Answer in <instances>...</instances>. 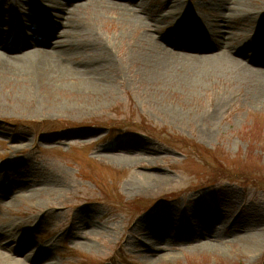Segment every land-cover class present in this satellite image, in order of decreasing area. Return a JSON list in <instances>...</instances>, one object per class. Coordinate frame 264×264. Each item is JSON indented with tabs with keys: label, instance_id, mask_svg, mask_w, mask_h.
<instances>
[{
	"label": "rangeland",
	"instance_id": "374dc122",
	"mask_svg": "<svg viewBox=\"0 0 264 264\" xmlns=\"http://www.w3.org/2000/svg\"><path fill=\"white\" fill-rule=\"evenodd\" d=\"M145 1L141 15L152 12L156 28L185 33L189 42L216 20L218 0H181L182 15L168 10L167 0ZM246 2L264 10V0ZM11 4L0 5L1 35L12 26L40 27L30 9L18 14ZM99 8L78 13L76 25L109 54V90L64 96L31 87L28 72L0 84V191L15 199L9 206L0 199V226L31 223L29 248L49 244L51 264H264V100L227 75L189 92L148 83L137 62L145 28ZM222 30L242 38L250 27L238 17ZM256 33L264 38V26L249 34ZM247 47L246 55L264 49ZM217 105L216 126L204 135L201 117ZM31 176L45 189L21 198L16 187ZM240 238L251 245L243 248Z\"/></svg>",
	"mask_w": 264,
	"mask_h": 264
},
{
	"label": "bare ground",
	"instance_id": "6f19581e",
	"mask_svg": "<svg viewBox=\"0 0 264 264\" xmlns=\"http://www.w3.org/2000/svg\"><path fill=\"white\" fill-rule=\"evenodd\" d=\"M9 1L0 0V5ZM11 1L13 4L10 9L18 14L25 7L30 9L37 16L40 27L30 30V26L20 28L12 26L13 29L7 28L2 35L0 34L1 85L9 80L8 76L28 72L30 79L27 82L37 90L55 87L61 91L55 90L56 93L70 96L72 92L77 97L97 96L109 90V81L106 78L111 60L109 54L92 31L76 25V22L80 21L78 13L93 6V10H100L99 7L102 10L103 8L117 10L121 22L145 28L137 62L148 83L160 82L164 88L175 87L182 92H189L203 84V79L214 75L218 78L227 75L233 81L242 83L244 88L253 93L255 99L264 100V49L258 47L251 50L248 55L244 51H248L247 45L252 42L264 45L262 33L249 34L255 33L257 27L262 29L264 26V10L260 8L250 10L246 0H218L214 5L217 12L216 20L212 21L208 30L205 28L201 31L202 35L200 34L199 38H196L198 41L195 42H189L190 38L185 33L176 31L165 33V30L156 28L157 19L151 16L152 12L141 15L143 14L141 6L146 3L145 0H126L128 8L121 3L109 2L105 5L100 0H84L86 2L84 8H71V0H65L64 5L54 0ZM165 3L166 8L174 14L184 13L181 0H167ZM136 11L139 14L135 13ZM185 16L188 17V14ZM238 17L245 20L250 27L242 38L222 30L223 27L230 26L232 18ZM151 29L158 34V40ZM175 33L179 38H173ZM38 36L45 37L47 42H39L36 40ZM52 38L56 41H51ZM25 49L31 50L25 52ZM68 83H71L75 91L63 86ZM221 109V105H217L201 117L200 128L204 135L210 133L216 126L215 121L222 112ZM169 114L173 118L178 117L172 110ZM43 182L31 176L28 181L16 187V190L21 198L31 199L45 189ZM35 185L41 190L35 188ZM0 199L6 206L15 204V199L6 191H0ZM0 227V264H51L50 260H47V251L51 249L49 244L43 249L29 248L30 234L34 232L31 223H10ZM212 237L207 235L204 238L206 249L214 247ZM161 238L162 235L156 236L157 241ZM239 241L243 248L251 245L248 239L240 238ZM5 244L8 246H4ZM25 250L27 254L22 260L12 258L11 253L16 254Z\"/></svg>",
	"mask_w": 264,
	"mask_h": 264
}]
</instances>
